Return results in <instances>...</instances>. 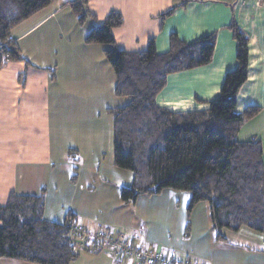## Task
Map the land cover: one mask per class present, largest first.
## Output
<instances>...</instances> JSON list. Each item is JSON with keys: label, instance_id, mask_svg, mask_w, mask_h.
I'll return each instance as SVG.
<instances>
[{"label": "crops", "instance_id": "crops-1", "mask_svg": "<svg viewBox=\"0 0 264 264\" xmlns=\"http://www.w3.org/2000/svg\"><path fill=\"white\" fill-rule=\"evenodd\" d=\"M66 3L54 1L11 31L12 40L30 65L10 62L0 69V207L6 205L11 193L38 196L43 185L55 186L57 179L62 181L58 171L73 162L72 154H79L80 135L75 132H83L87 125L83 86L87 99L91 94L100 97L98 88L103 91L106 74V87L113 103L110 109V103L107 105V110L122 108L129 102L114 95L115 78L101 55L105 47L95 54L92 50L86 52L91 46L84 39L90 29L83 32V37L77 36L74 48L70 41L55 40L56 34L77 23ZM87 10L97 24H102L110 12L121 15L123 23L112 30V36L116 49L126 53L144 52L148 41L153 40L155 52L163 55L169 51L172 35L186 43L214 35L210 63L168 76L156 97L158 107L173 113L204 111L208 102L218 96L225 75L237 67L236 43L230 29L234 24L248 46L247 79L237 93L235 113L259 108L254 117L242 123L236 140L260 143L264 173V0H87ZM170 11L169 16L161 18ZM113 167L116 168L114 164ZM52 210L44 199L45 219ZM68 213L86 230L100 229L83 215V208L79 213L67 210L65 218ZM205 214L209 223L207 227L205 216V230L214 243L207 256L205 249L203 255H196L200 261L196 264H264L262 235L241 227L235 232L221 230L223 239H218L208 205ZM103 228L104 232L118 234L110 227ZM123 238L138 241L140 249L158 251L167 260L183 262L177 246H150L141 237ZM203 246H198V251ZM81 259L83 264H141L115 259L108 253L90 252L78 254L71 264ZM0 264L28 263L0 258Z\"/></svg>", "mask_w": 264, "mask_h": 264}, {"label": "trees", "instance_id": "trees-1", "mask_svg": "<svg viewBox=\"0 0 264 264\" xmlns=\"http://www.w3.org/2000/svg\"><path fill=\"white\" fill-rule=\"evenodd\" d=\"M56 0H0V69L10 62H24L11 31ZM79 25L93 15L87 0L67 2ZM171 11L161 18L167 17ZM120 14L110 12L102 24L92 25L84 43L105 47L103 55L114 78V95L128 104L113 110V164L132 173L130 187L122 188L123 203L139 195L158 194L164 189L190 194V208L209 206L217 238L221 230L235 232L246 227L264 241V173L259 142L239 143L243 122L254 117L258 107L235 113L236 96L247 79V39L232 24L237 67L228 72L208 109L173 113L156 105L167 77L210 63L214 35L193 42L170 37L169 51L159 55L153 40L146 51H118L112 30L121 27ZM77 225L68 213L63 223L44 218L43 195L11 193L0 207V258L28 264H71L77 248L70 239Z\"/></svg>", "mask_w": 264, "mask_h": 264}, {"label": "rangeland", "instance_id": "rangeland-1", "mask_svg": "<svg viewBox=\"0 0 264 264\" xmlns=\"http://www.w3.org/2000/svg\"><path fill=\"white\" fill-rule=\"evenodd\" d=\"M94 20L88 18L82 25L77 21L70 30L56 34L55 40L58 43L70 41V47L74 48L77 36L83 37L86 29L88 31L91 25L98 23ZM90 46L86 52L92 50L94 54L103 47ZM106 78L105 74L103 91L98 88L100 97L91 94L87 99L83 86V111L88 120L83 132L79 129L75 132L80 135L77 137L79 154H72L73 162L58 171L62 181L57 179L55 186L45 184L41 187L39 195H44L48 207L53 208V213H50L49 218L46 216V220L62 223L67 210L79 213L83 208V215L89 221L92 219L100 227L99 230H105L103 226H107L122 237H141L150 246H177L178 253L184 258L181 261L188 258L193 264L199 263L196 255H203L205 249L204 256H207L209 246L214 243V240L209 241L208 231L205 230V216L206 225L209 226L205 214L206 203H198L190 208V194L171 189H164L158 194L139 195L133 203L121 201V189L130 187L132 173L113 167V110H107L112 99H109ZM112 105L110 103L108 108ZM198 246H203L201 251H198ZM77 252L81 256L86 253L79 249ZM82 260L77 264H83Z\"/></svg>", "mask_w": 264, "mask_h": 264}, {"label": "built area", "instance_id": "built-area-1", "mask_svg": "<svg viewBox=\"0 0 264 264\" xmlns=\"http://www.w3.org/2000/svg\"><path fill=\"white\" fill-rule=\"evenodd\" d=\"M70 239L79 250L109 253L113 258L123 261L141 264H193L189 259L183 262L167 260L158 251L140 249L138 241H128L117 233H107L99 229L90 232L80 225L71 227Z\"/></svg>", "mask_w": 264, "mask_h": 264}]
</instances>
